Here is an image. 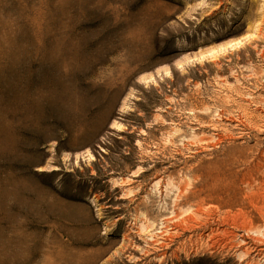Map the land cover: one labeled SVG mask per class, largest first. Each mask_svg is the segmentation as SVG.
Wrapping results in <instances>:
<instances>
[{
	"label": "rangeland",
	"instance_id": "374dc122",
	"mask_svg": "<svg viewBox=\"0 0 264 264\" xmlns=\"http://www.w3.org/2000/svg\"><path fill=\"white\" fill-rule=\"evenodd\" d=\"M0 264H264V0H0Z\"/></svg>",
	"mask_w": 264,
	"mask_h": 264
}]
</instances>
